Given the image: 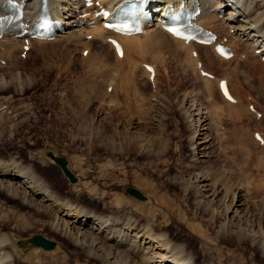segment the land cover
<instances>
[{
  "label": "rangeland",
  "instance_id": "rangeland-1",
  "mask_svg": "<svg viewBox=\"0 0 264 264\" xmlns=\"http://www.w3.org/2000/svg\"><path fill=\"white\" fill-rule=\"evenodd\" d=\"M261 10L264 6L257 8V12ZM84 30L87 33L92 28ZM81 37L85 43L94 41L84 34ZM96 40L101 57L96 64L82 55L84 45L73 46L68 41L36 44L25 58L17 48L14 61L0 63L6 74L14 71L23 80L22 87H7L9 99H2L0 92V161L15 158L20 164L34 165L56 196L70 200L83 212L100 216L125 213L150 224L156 234L163 233L173 253L191 257L198 264H264V256L249 237L221 239L222 224L229 219L227 203L234 196L227 194L226 203L220 198L208 205L207 198L202 201L196 186L188 181L198 171L193 149L198 132H206L201 127L208 123L210 158L201 165L225 192L237 193L236 201L242 195L251 216L240 227L264 239V232L252 226L256 223L252 219L264 209V146L255 142L252 132L259 130L264 135V116L258 119L247 109L249 103L255 104L264 115V57L247 43L238 50L250 53L244 60H220L211 49L197 48L204 56L213 55L204 66L226 77L241 102L229 106L232 102L223 98L216 80L205 83L183 48L155 47L144 58L129 54L130 59L137 58L136 68L131 69L133 60H117L113 49L100 38ZM65 45L78 49L67 50ZM144 62L157 66L154 83L142 70ZM26 75L34 77L31 85ZM109 83L112 91L107 90ZM48 151L68 158L78 177L76 184L47 156ZM33 158L45 164H35ZM148 184H155L156 189ZM130 186L141 190L147 200L131 196L127 192ZM48 218L0 186V237L7 234L21 251L19 257L12 251L17 264H102L86 257L58 232L42 228L40 222ZM121 225L131 233L124 228L128 224ZM35 234L55 241L61 251L46 255L56 249L31 248L24 254L27 247L22 243L24 249L19 248L16 242L22 240L30 247L27 240Z\"/></svg>",
  "mask_w": 264,
  "mask_h": 264
},
{
  "label": "bare ground",
  "instance_id": "bare-ground-1",
  "mask_svg": "<svg viewBox=\"0 0 264 264\" xmlns=\"http://www.w3.org/2000/svg\"><path fill=\"white\" fill-rule=\"evenodd\" d=\"M4 1L7 0H0V9L2 10L6 8L5 4H3ZM17 1L21 3L23 2L25 3V8H24L25 17H26L25 21H27L31 25H34L39 20V17L42 14V6L44 4V0H17ZM97 1L103 3L109 10H111V12L114 13L119 5H121L123 2L130 0H97ZM148 1L151 3L149 8L153 12H155L158 9V7H164L167 4H172L173 6L179 8L182 2H185L188 5L199 2L200 6L202 7V12L198 17V21L201 24H203L207 29L211 31H215L219 37L218 38L219 41L228 38V44L233 48V51L235 53L234 57L230 58L229 60L231 61L233 59L236 60L238 57L241 59L248 57L247 54L249 52L246 53L247 51L246 52L238 51L242 49V47L239 49V45L242 44L243 46V43H247L248 45L250 44V47L254 50V52L258 53L257 55L261 54V58L264 57V10L257 12V8L264 6V0H251V1L148 0ZM47 4H48V11H50L52 14V19L53 20L58 19L61 23L60 27L66 29V31L59 30L53 42L68 41L69 44L71 45L73 44V46H79V47L81 44L84 45L85 47L82 49V51L84 52L85 50L89 49L87 58H89L90 62L92 61L93 64H96L97 61L101 59V57H99L100 54L98 52L97 49L98 47L96 46V42H95V40L98 38H100L103 44L107 46L110 50L113 49L115 53V57L119 61H127V60L132 61L133 59H130L129 54H131L133 57H138V58L147 57L148 54L151 55V51L153 48L155 47L161 48L160 46H164L165 48L171 47L175 49V47L176 48L180 47L185 49L186 51L185 54L188 55V58L190 62H192V64L193 62L198 64V62L201 61L204 65L208 59L213 58V55L206 54L207 56H204L200 52V49L205 50L208 48L213 50V46H205L193 42L187 44L184 40L176 39L168 32L162 30L158 24L156 27L145 26L142 33L135 34L133 36L116 35V37H118L123 42V48H124V52L122 56L118 57L113 45H111L106 41V38L108 36H111L110 34H114V33L111 30H109L107 27H105L104 23L106 19H103L102 17L96 19L95 23L90 26L91 28H93L92 31L87 32L85 35L87 37V35L91 34L92 39L94 41L86 42V43L82 42L81 36L82 34H84V30H83L84 28H82V26L80 25L81 22L83 21V18L80 15L82 13H86V11L89 10V8H86V10L83 9L85 7V0H47ZM79 10H81L82 12H80ZM0 15H2L1 12ZM161 18H164V12H161L156 15V20ZM233 37L235 38L237 37L239 39L234 41ZM49 42L50 41L48 40L31 39L30 44H31V48H33V46L36 44L41 45ZM23 46H24L23 40L19 37L8 35L0 39V59L1 60L7 59L9 61H14L17 54L20 53L21 55V53L23 52ZM17 48H20V52L18 53H17ZM63 48H66L67 50L76 49V48L78 49V47H70L67 45L63 46ZM197 50H198L197 53L198 57H194L192 52ZM214 54L217 56V59L219 58L220 60H225V61L227 60L219 56L215 52ZM136 60L137 58L133 60V62L129 61L130 65H132L131 63H133L131 69L136 68V66H134V64L137 63ZM151 63L153 64L155 62H151ZM3 70L4 67L0 66V92L1 95H3L2 99L4 98L5 100H7L9 99L7 98L9 95L7 96L6 94L7 87L15 84H19L22 87L23 80L21 75L19 76L13 74L14 71H10L9 74H6L7 72ZM146 74L150 76V74H148L147 72ZM156 74H158V72H156ZM200 78L201 77H199V79ZM25 79L31 85L34 77L33 76L31 77L30 75H26ZM221 79H226V77L215 76L214 78V80H216L215 81L216 83L214 84H216L218 88H219V81ZM203 81H205V83L206 82L211 83L209 82L211 81V78L209 79L205 77ZM228 105L230 106L234 104L232 103ZM199 113L200 111L196 112V114H198L197 118L200 121L202 115L201 114L199 115ZM203 122L205 123V120L202 121V124ZM202 126H203L201 127L202 130L205 129L207 130L206 132L209 131L210 127L208 123H205ZM206 132L203 131L198 132L199 133L197 136L198 140L193 147L196 153L195 159H197L196 162L198 165L196 166V169H198V171H194L193 172L194 177L188 181L193 183L192 184L193 186H196L197 194L201 196L200 199L203 198L202 201H204V198H207L205 203L208 205L216 204L217 202L220 201V198H224V203H226L227 202L226 199L228 197L227 194L234 196L232 200L230 199V201L227 203L226 208L227 211L229 212V219L228 221L222 224L223 232L221 235V239L224 240L225 238L234 235L236 240L242 241L244 240V238L249 237L251 243L254 244L256 248L259 249L260 253L264 256V239H259L258 238L259 236L256 233L244 229L243 231L242 230L243 226L240 227V225L243 224L245 220L248 222L247 217L251 216L249 214V211H247V208L244 207L245 201L242 200V195L241 198H237L236 201L235 199L237 193L234 191H229V189H227V191L225 192L223 186L220 187V184L219 183L217 184L215 180L212 179L211 174L206 172L201 165L205 162L207 157L210 158L209 156L210 137L207 135ZM204 135L207 136L205 137ZM52 154L57 158L60 157V155H57V153L53 152ZM33 159L35 164L36 162H41L42 164H45L43 160L42 161L37 160V158H33ZM10 161L9 162L0 161V186L4 187L7 190V192L10 195H12L14 198H20L21 202L25 203L28 207H32L36 211L40 210L42 211L43 214H47L49 218L47 219V221L44 222L41 221L42 223L40 222V226L42 228L47 226L48 228H50L52 232L55 231L58 232L61 236L66 238L67 241L69 240L68 242H70L73 246L81 249L86 257H90V258L93 257L102 264H198L191 257L185 258L184 255L183 256L179 255L180 253L177 252L173 253L172 246L168 244L166 238L165 240L161 236L163 235V233L158 232L160 235L156 234L150 228V224H143L137 219L130 217L129 214H125V213L119 215L109 213V215L104 214L100 216L97 214H92L87 211L83 212L82 210H80L79 207L70 203L69 202L70 200H66V199L62 200L63 198L62 199L59 198L60 195L59 196L57 195L58 196L57 197L55 193L50 190L47 183L46 184L44 183L45 180L44 182L42 181L40 176L41 174L40 172H38V170L34 169L33 167L34 165L32 166L31 164H24V165L22 163L20 164L19 163L20 161L17 160L15 161V158L11 162ZM64 174L66 175L65 172ZM147 186L149 188H152L153 190L156 189L155 184H148ZM224 193L225 195H222ZM162 202L163 201H161V204ZM173 205L174 203L168 199V206L173 208ZM262 208L263 207H261L262 214L258 218L252 219L253 221L256 222L255 224L252 223V226L254 225L256 228H258V232L260 231L263 233L264 209ZM249 219H251V217ZM121 223L128 224V227L126 226L124 228L131 231V233L123 230ZM0 238L1 239L3 238L2 243L0 242V246L4 245L3 247L0 248L1 250L0 264H17V262H15L13 258L15 254L12 253V251L13 250L16 251V257L20 256L21 251L15 249V246L13 245L12 242H10L9 238L7 237V234L4 233ZM17 246L21 248V246L19 245ZM145 246L146 248H144V251L145 249H149L150 250L149 254L148 253L146 254L143 251V247ZM32 248L39 249L37 247H32ZM55 249H54L55 251L53 252H47L46 255H48L49 253L54 254L56 252L61 251L60 246L55 247ZM57 256L59 257L61 256V254L59 255V253H57ZM18 259L19 258H16V260ZM65 259L63 260L64 262ZM62 263L63 262H61V264Z\"/></svg>",
  "mask_w": 264,
  "mask_h": 264
},
{
  "label": "water",
  "instance_id": "water-1",
  "mask_svg": "<svg viewBox=\"0 0 264 264\" xmlns=\"http://www.w3.org/2000/svg\"><path fill=\"white\" fill-rule=\"evenodd\" d=\"M50 157H52L53 159H55V161L57 162V164L59 166L62 167V169H64L66 175L68 177H70L71 181L72 182H75L76 181V178L74 176V174L70 171V169H68L67 167V164H68V161L66 158L60 156V157H55L52 153H48ZM128 192L135 196L136 198H141V199H146L145 198V195L137 190L136 188H133V187H130L128 188ZM31 242L35 245V246H38V247H41L45 250H48V249H54V247L56 246L55 242L54 241H51L49 239H46L44 236L38 234V235H34L31 239Z\"/></svg>",
  "mask_w": 264,
  "mask_h": 264
},
{
  "label": "snow or ice",
  "instance_id": "snow-or-ice-1",
  "mask_svg": "<svg viewBox=\"0 0 264 264\" xmlns=\"http://www.w3.org/2000/svg\"><path fill=\"white\" fill-rule=\"evenodd\" d=\"M173 31H175V30H173ZM177 34H179V33H177Z\"/></svg>",
  "mask_w": 264,
  "mask_h": 264
}]
</instances>
